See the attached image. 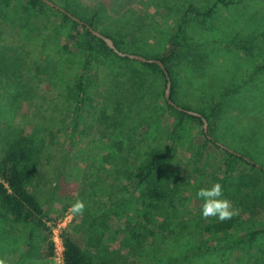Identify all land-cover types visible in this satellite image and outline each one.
Wrapping results in <instances>:
<instances>
[{
    "label": "rangeland",
    "instance_id": "1",
    "mask_svg": "<svg viewBox=\"0 0 264 264\" xmlns=\"http://www.w3.org/2000/svg\"><path fill=\"white\" fill-rule=\"evenodd\" d=\"M49 1L69 9L79 19L88 20L96 11L93 23L98 32L124 38L138 52L149 56L161 53L177 27L182 26L191 54L171 67L176 103L199 113L212 110L207 135L258 166L253 170L234 162L233 171L226 175L222 154L208 145L203 171L206 186L221 183L224 194H237L236 197L254 203L244 224L248 229L264 225V177L257 171L264 168V0H243L236 5L217 3L205 19L186 14L187 9L204 10L217 0ZM8 20L15 21L13 16ZM9 21L0 17V129L20 121L28 110V115L37 111L41 104L43 114L46 111L49 116L51 100L56 102L51 87L53 66H42L38 74L32 65L34 56H45L33 45L40 37L35 25L39 29L41 26L33 22L25 32ZM196 55L203 58L201 63H192ZM33 74L38 75V80L31 81ZM106 74L101 68L93 70L98 84ZM160 94L155 76L143 82L107 76V82L101 84L97 93L100 103L119 101L123 109L115 115L105 138L96 133L94 119L84 109L79 129L90 133L70 151L65 148L68 131L64 128L69 126L72 116L65 113L58 141L47 149L50 159H44L34 181L43 200L49 206L68 203L67 210L76 199H83L86 208L79 215L81 229L96 219L103 203L109 200L110 191L113 199L120 197L116 189L117 173L134 163L135 154L164 142L166 114ZM29 103H33L31 109H27ZM54 117L62 118L58 113ZM88 125H92L93 132ZM186 140L200 149L205 137L195 130ZM179 162L192 166L183 148ZM29 232L32 239L28 251ZM116 244L113 264H264V237L246 247L223 245L204 253L194 250L196 239L190 233L139 249L121 251L119 241ZM41 246L40 231L21 226L10 228L0 221V259L5 264H54L52 258L48 261L35 258Z\"/></svg>",
    "mask_w": 264,
    "mask_h": 264
},
{
    "label": "trees",
    "instance_id": "2",
    "mask_svg": "<svg viewBox=\"0 0 264 264\" xmlns=\"http://www.w3.org/2000/svg\"><path fill=\"white\" fill-rule=\"evenodd\" d=\"M13 1L0 0V17L9 21V16H13L15 21L9 22L25 32L30 30L29 26L33 22L39 24L41 29L37 25L35 28L40 32V37L35 39L33 45L37 52L45 56H34L32 65L38 74L41 67L47 64L54 68L51 87L56 102L51 100L49 109L52 113L47 116L44 111L43 114L44 105L41 104L37 111L28 115V110L20 121L0 129V221L10 228L21 226L40 231L42 246L35 254L36 259L48 261L54 256L48 223L63 216L69 204L49 206L38 193L34 181L40 174L44 159H50L47 149L56 145L65 113L72 116L71 123L64 128L68 131L64 137L67 151L80 144L90 133L79 129L84 109L91 113L96 133L105 138L110 132L115 115L122 111L123 105L119 101L100 103L97 93L100 92L101 84L107 82V76L138 82L157 77L166 114V136L163 143L135 154L134 163L117 173L116 189L120 197L113 199V191H110L109 200L101 206V213L87 227L81 229L78 226L79 216H74L61 233L63 264H113L116 241H119L118 249L123 251L155 246L172 236L190 233L196 239L194 250L204 253L223 245L246 247L264 237V225L248 229L244 224L254 203L236 197L237 194L226 193L224 196L239 209V215L224 222L214 217L207 220L202 217L203 201L197 197V192L200 188H208L203 177L208 145L222 154L226 175L233 171L234 162L251 166L253 170L257 166L246 161L244 156H237L217 146L214 140H208L203 132L201 118L187 114L185 111L192 110L176 103V86L171 67L177 60L191 54L181 25L169 39L167 47L154 56L138 52L124 38H113L99 32L110 38L120 52L140 55L163 64L171 81L169 99L174 103L171 105L164 96L166 76L158 64L118 56L87 28L89 26L97 31L93 23L96 11L88 20L78 18L84 23L80 24L67 13L40 0H18L15 4ZM242 1L217 0L212 7L204 10L188 8L186 14L205 19L212 14L217 3L236 5ZM62 9L76 17L69 9ZM202 60L201 56L196 55L192 63H201ZM100 68L107 74L103 82L98 84L93 70ZM33 79L38 80V75L33 74L31 81ZM27 106V109H31L33 103ZM55 113L62 118L55 119ZM200 114L209 125L213 117L212 110ZM91 126L88 125V130L93 132ZM195 130L205 137L200 149L191 140H186ZM181 148L188 155V161L192 162L191 168L180 164ZM257 171L264 177V168ZM31 239L32 233L29 232L28 251L31 249ZM119 258L122 259L121 255Z\"/></svg>",
    "mask_w": 264,
    "mask_h": 264
},
{
    "label": "clouds",
    "instance_id": "3",
    "mask_svg": "<svg viewBox=\"0 0 264 264\" xmlns=\"http://www.w3.org/2000/svg\"><path fill=\"white\" fill-rule=\"evenodd\" d=\"M197 197L203 201L201 212L205 220L214 217L219 222H224L239 215V209L224 196L221 183H213L209 188H200ZM85 208L83 199L78 198L71 204L69 211L73 216H79L84 213ZM0 264H5V261L0 259Z\"/></svg>",
    "mask_w": 264,
    "mask_h": 264
},
{
    "label": "water",
    "instance_id": "4",
    "mask_svg": "<svg viewBox=\"0 0 264 264\" xmlns=\"http://www.w3.org/2000/svg\"><path fill=\"white\" fill-rule=\"evenodd\" d=\"M44 3H46L47 5H49L50 7H53L55 9H58L64 13H67V15H69L74 21L80 23V24H84L82 21H80L77 17H74L72 15H70L68 12H66L64 9H62L61 7L55 5L53 2L49 1V0H40ZM88 29H90L91 33L102 39L106 45L115 53L117 54L118 56L120 57H128L129 59L131 60H136V61H139V62H142V63H156L160 66V68L163 70L165 76H166V88H165V99L168 101L169 104L171 105H174V103L172 101H170V90H171V81H170V78L168 77V74L166 72V69L165 67L163 66V64L160 62V61H157V60H154V59H147L143 56H140V55H135V54H126V53H123V52H120L114 45L113 41L108 38V37H105L104 35L100 34L99 32L95 31L93 28H90L89 26H87ZM179 110H182V111H185L181 108H178ZM187 114L189 115H192V116H196L198 118H201L202 120V123H203V132L207 135V121L205 120V118L202 117V115L200 113H197V112H194V111H185ZM207 139L208 140H211V137L209 135H207ZM217 146H220L221 148L223 149H226L228 150L230 153H234L233 151L227 149L226 147L222 146L221 144L219 143H216ZM236 154L237 156H240L239 154L237 153H234ZM246 161H249L247 160L246 158H244ZM250 162V161H249ZM251 163V162H250ZM258 167V166H257Z\"/></svg>",
    "mask_w": 264,
    "mask_h": 264
},
{
    "label": "built area",
    "instance_id": "5",
    "mask_svg": "<svg viewBox=\"0 0 264 264\" xmlns=\"http://www.w3.org/2000/svg\"><path fill=\"white\" fill-rule=\"evenodd\" d=\"M72 219L73 215L70 213L69 209H67L63 216L57 221L48 223V226L51 229V242L54 248V256L52 257L54 264H63L62 255L64 246L61 233L72 222Z\"/></svg>",
    "mask_w": 264,
    "mask_h": 264
}]
</instances>
